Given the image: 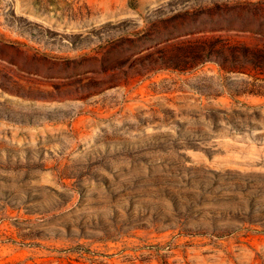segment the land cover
Instances as JSON below:
<instances>
[{"label": "rangeland", "instance_id": "obj_1", "mask_svg": "<svg viewBox=\"0 0 264 264\" xmlns=\"http://www.w3.org/2000/svg\"><path fill=\"white\" fill-rule=\"evenodd\" d=\"M264 0H0V264H264Z\"/></svg>", "mask_w": 264, "mask_h": 264}, {"label": "trees", "instance_id": "obj_2", "mask_svg": "<svg viewBox=\"0 0 264 264\" xmlns=\"http://www.w3.org/2000/svg\"><path fill=\"white\" fill-rule=\"evenodd\" d=\"M181 52L186 53L187 62L199 64L212 56L220 65L228 71H237L238 59H249L254 66L264 65V48L240 46L233 49L225 48V53L220 49H216L213 43H204L203 45H195L191 49H183Z\"/></svg>", "mask_w": 264, "mask_h": 264}]
</instances>
